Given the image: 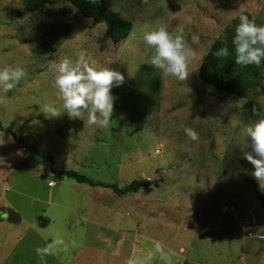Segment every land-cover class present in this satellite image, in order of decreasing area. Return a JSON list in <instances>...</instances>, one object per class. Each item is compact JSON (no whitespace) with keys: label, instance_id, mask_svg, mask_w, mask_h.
Masks as SVG:
<instances>
[{"label":"rangeland","instance_id":"rangeland-1","mask_svg":"<svg viewBox=\"0 0 264 264\" xmlns=\"http://www.w3.org/2000/svg\"><path fill=\"white\" fill-rule=\"evenodd\" d=\"M106 1L132 24L119 42L70 0H0V69L27 73L0 93V264H264V238L255 236H264V208L239 174L252 172L243 158L252 150L245 126L258 118L253 107L264 115V92L242 96L206 83L199 60L186 81L165 78L146 63L154 50L143 41L144 31L165 23L189 42L199 34L197 52L207 54L237 16L264 25V0H175L176 10L167 0ZM81 50L125 76L111 90L106 126L41 111L45 104L63 111L51 65L75 62ZM185 127L199 139L189 140ZM12 131L51 155L57 170L119 187L157 183L116 194L77 182L53 173L51 160Z\"/></svg>","mask_w":264,"mask_h":264},{"label":"clouds","instance_id":"clouds-1","mask_svg":"<svg viewBox=\"0 0 264 264\" xmlns=\"http://www.w3.org/2000/svg\"><path fill=\"white\" fill-rule=\"evenodd\" d=\"M89 2L96 4L100 0H89ZM185 23L190 24L191 17H186ZM143 41L154 50L146 63L159 70L165 78L173 77L179 81H186L190 73L198 68L190 71L189 65L194 60L202 63L206 55V53L197 52V48L201 45L199 34L193 33L189 42L184 38L183 29L179 30V34L173 35L165 23H159L151 30L144 31ZM232 43L237 65L259 66L264 61V25H257L247 15L239 16ZM228 54L227 47L214 53L217 57H225ZM51 70L55 76L54 83L57 95L62 101L63 111L57 110L51 104H45L41 107L43 113L52 117H59L66 113L70 119H81L88 126H106L109 123L116 99L111 90L114 86L119 87L125 82V76L121 72L90 62L83 50L77 54L75 62L69 58H63L59 62H53ZM26 75L27 73L21 67L0 69V93L10 92ZM4 98V95H0V101ZM240 103L243 106L246 101L241 99ZM84 111L88 112L86 120ZM252 112L258 118L245 126L252 150L243 151V158L252 165L251 176L260 188H264V115H261V110L255 107ZM230 123L237 126L240 120L234 116L230 118ZM184 133L191 141L199 139V134L190 127H185ZM156 250L163 252L158 244ZM37 252L50 254L49 250L42 252L38 249Z\"/></svg>","mask_w":264,"mask_h":264},{"label":"trees","instance_id":"trees-1","mask_svg":"<svg viewBox=\"0 0 264 264\" xmlns=\"http://www.w3.org/2000/svg\"><path fill=\"white\" fill-rule=\"evenodd\" d=\"M70 1L83 16L91 18L97 23L104 22L106 24V33L113 42H119L129 35L132 27L131 22L127 19H124L117 12L112 10L106 0H100V2L96 4L90 3L89 0ZM243 15H247V13H244ZM239 16L234 18L228 28L224 31L223 35L212 43L209 51L205 55V58L199 67L198 77L202 81L209 83L223 91L244 96L254 87H260L264 92V85L261 82L264 78V61H262L259 66H242L235 63V52L232 41L235 35V28L239 23ZM223 47L228 48V56H215L214 53ZM5 129L6 128L0 120V130L4 131ZM11 133L15 141L23 145L25 148L34 150L42 157L49 158L51 160L49 167L53 173L72 177L77 182L87 183L89 186L99 185L103 187H109L116 194L136 192L140 186L150 185L151 183L156 185L157 183L156 181L149 179H134L129 184L119 187L114 183L92 180L85 175L78 174L74 170H57L52 163L51 155L44 151L36 150L32 144L16 135L13 131ZM239 174L242 180L251 186L254 196L264 208V193L262 188L259 187L258 183L251 175L242 172Z\"/></svg>","mask_w":264,"mask_h":264},{"label":"water","instance_id":"water-1","mask_svg":"<svg viewBox=\"0 0 264 264\" xmlns=\"http://www.w3.org/2000/svg\"><path fill=\"white\" fill-rule=\"evenodd\" d=\"M167 4L168 6L172 9V10H176L179 8V4L176 3L175 0H167Z\"/></svg>","mask_w":264,"mask_h":264},{"label":"built area","instance_id":"built-area-1","mask_svg":"<svg viewBox=\"0 0 264 264\" xmlns=\"http://www.w3.org/2000/svg\"><path fill=\"white\" fill-rule=\"evenodd\" d=\"M257 238H259V239H263L264 238V236L263 235H260V234H256L255 235Z\"/></svg>","mask_w":264,"mask_h":264}]
</instances>
